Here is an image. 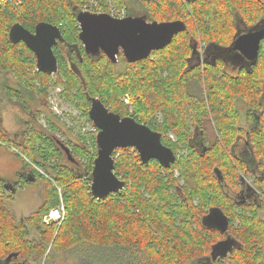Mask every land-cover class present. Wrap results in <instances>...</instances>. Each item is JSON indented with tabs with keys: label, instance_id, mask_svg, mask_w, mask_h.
<instances>
[{
	"label": "trees",
	"instance_id": "obj_1",
	"mask_svg": "<svg viewBox=\"0 0 264 264\" xmlns=\"http://www.w3.org/2000/svg\"><path fill=\"white\" fill-rule=\"evenodd\" d=\"M95 1L93 11L109 13L112 4L147 21L182 20L186 29L149 57L130 63L119 52L112 62L102 51L88 54L79 40L77 14L89 0L0 5V110L15 105L30 117H17L25 124L20 141L1 126L0 140L29 153L54 179L65 208L59 227L43 222L45 213L58 205L55 187L45 186L41 204L18 220L5 204V189L20 187L24 180L13 185L0 178V264H264V37L256 60L237 74L226 72L221 58L198 62L193 56L201 41L230 45L238 22L263 24L264 0ZM42 21L57 25L63 37L53 46L55 73L37 70L33 51L9 39L14 23L34 31ZM57 86L78 111L70 116L78 127L76 140L55 135L60 130L57 115L45 113L47 128L35 124L44 113L37 106L47 105ZM90 97L161 133L175 162L168 168L155 159L143 164L133 148H116L114 171L125 186L106 198L94 197L90 181L98 129L81 131V118L91 122ZM239 100L248 119L258 121L247 133L260 171L252 182L257 200L249 202H236L226 189L238 190L241 176L247 175L245 162L233 155L245 133ZM206 127L214 132L212 141ZM59 142L76 161L67 159ZM26 166L31 176L37 175L32 165ZM213 210L227 216L226 232L205 222ZM31 229L36 236L30 237ZM221 241L233 243L226 255L213 259L211 251ZM10 253L16 255L7 261Z\"/></svg>",
	"mask_w": 264,
	"mask_h": 264
},
{
	"label": "water",
	"instance_id": "obj_2",
	"mask_svg": "<svg viewBox=\"0 0 264 264\" xmlns=\"http://www.w3.org/2000/svg\"><path fill=\"white\" fill-rule=\"evenodd\" d=\"M77 21L80 28L78 37L84 50L93 55L102 51L112 62H117L119 52H122L130 63L149 57L153 50L163 48L171 42L175 34L186 29L182 20L147 21L143 15L114 17L106 12L89 10H81L77 14ZM8 35L12 43L22 41L33 51L37 70L44 73L57 71L53 46L63 41L57 25L42 21L35 25L34 31H29L20 23H14ZM263 37L264 26L239 35L232 41L231 46L253 62L258 56ZM194 51L195 46L192 53ZM88 116L98 129L97 152L90 183V191L94 197L106 198L112 193L120 192L125 186V181L114 171L112 154L116 148L133 147L143 164L155 159L161 166L168 168L175 162L176 155L170 147L162 143L161 133L131 116L121 117L106 107L100 98L90 97ZM60 147L69 161H76L67 146L60 143ZM33 179L31 175L27 177L29 181ZM205 222L217 227L221 232L227 231L228 219L221 211H211ZM232 243L233 241L217 243L211 251L213 259L226 255ZM12 255L15 256L16 253H10L6 260H10Z\"/></svg>",
	"mask_w": 264,
	"mask_h": 264
},
{
	"label": "rangeland",
	"instance_id": "obj_3",
	"mask_svg": "<svg viewBox=\"0 0 264 264\" xmlns=\"http://www.w3.org/2000/svg\"><path fill=\"white\" fill-rule=\"evenodd\" d=\"M89 1H95V0H89ZM112 6H114V5L111 4L110 7H112ZM58 88H60V92L58 91ZM61 91H62L61 86H57L56 88L52 89L49 92L47 105L46 104H44V105L39 104L37 106L38 108H42V110H44V113H42L39 116L38 123H35V124L36 125L40 124L43 128H47L49 123L47 121L46 114L48 116H51V117H54L55 115H57V116L61 117L60 121H57L58 124L60 125V130H59V132L55 133V135L60 139L61 138L65 139V138H67L65 136H69L70 138L76 140V136H77L76 132L78 131V127H77V125H75L74 121L71 120L70 116H75L78 111L76 110V108L73 105L66 102L60 96ZM125 96H127V95H125ZM49 99H53L54 103H50ZM39 102L42 103V101H39ZM127 104L130 106L131 102L128 101ZM239 112L242 115L241 119H242L243 123L246 124L245 120H244L245 108L241 107V110H239ZM18 116H23L24 119H28V120L30 119L29 116L23 114L20 111V109L15 105H5L0 110V126L2 127V129L4 131H6L10 134L11 138H13L17 141H20L21 137H22L21 134H22L23 130L25 129V124L23 122L17 120ZM55 120H56V118H55ZM69 126H73L74 130L70 131L68 129ZM83 126H86L87 128L85 130H83ZM90 126H92V122L86 121L85 119L81 118V131L82 132H88L89 133L90 132L89 130L91 128ZM61 132H65L66 135H62ZM206 133H207L208 138L212 141L214 139V132L208 127V130ZM95 142H96V137H95ZM242 143H243V140L241 141L239 146L243 145ZM0 146L5 147L6 149L10 150L12 153L16 154V158H14V161H16V159H20V161H23L26 164L29 163V165H31V163H33L29 153L26 152L25 154H23V150L22 151L18 150L15 146H12L14 148L13 149L12 147H10V144L2 142L1 140H0ZM131 148H133V147H131ZM96 152H97V149H96ZM3 156L0 157V171H1L0 177L6 176L7 180L12 181V179L14 177L19 176V174H17V172L14 171L15 166H17V165H15V163H12L11 165H9L8 161H3V159H1ZM63 159L66 161L65 155H63ZM251 164L252 165L250 166V168L247 169L248 173H247V175L244 176V180L250 187L253 188V184H252L253 179H254V177L260 175V171L258 170V168H256L254 161H252ZM36 166L37 165H35L33 168L37 172V175H32V177L34 178L32 181L28 180L29 182H26L27 181V175L25 176V175L21 174L20 180H21V182H22V180H24V183H22L23 184L22 186L18 187L17 191L14 193V196H11L9 189H5V194L7 195V198L5 200V204H6V206H8L13 211L16 219L21 220L22 218L28 216L31 212H33L41 204L42 194L44 192V187L45 186H49V187L53 186V187H55V189L58 193V205L57 206L61 207L63 205L62 217L58 218V219H53V220L49 221V223H45L44 218L47 215V213L49 212V211H47V213H45V215L43 216L42 220L45 224L54 223V224H56L57 227H59L61 221L64 218V214H65L63 198H62V202H61V199L59 197V191L57 189V187H60V186L56 184L54 179L49 174H47L44 169L40 168V166H37L39 168V169H37ZM251 167H252V171H250ZM8 183H10V182H8ZM90 183H91V181H90ZM60 189H61L60 193H61V197H62V188L60 187ZM226 189H227L228 193L232 196V192L228 188H226ZM236 200L239 201V200H241V198L239 197ZM36 235L37 234H36L35 230L31 229L30 237H34ZM42 263H43V261H41L40 264H42Z\"/></svg>",
	"mask_w": 264,
	"mask_h": 264
},
{
	"label": "flooded vegetation",
	"instance_id": "obj_4",
	"mask_svg": "<svg viewBox=\"0 0 264 264\" xmlns=\"http://www.w3.org/2000/svg\"><path fill=\"white\" fill-rule=\"evenodd\" d=\"M125 16H131V15H126V11H125ZM137 16H142V15H137ZM263 26H264V23L247 26V25H244L242 22H238L236 25V31L234 33L233 40L241 34H244L256 28H261ZM232 41L230 45H227V46L217 45V44H206L205 42L201 41L198 44L197 52L193 55L194 59H196V61L198 62H203V61H209L212 59L215 60L216 58H221L225 61L226 72L231 73V74H237L241 69H247L255 60L252 62L248 60L245 56H243L238 50L233 49L231 46ZM237 103H238L237 105L239 107V110H241V107L245 108L244 120L246 124L243 123L241 119L242 115H240V124L245 129V133L244 135L239 137L238 142L234 145L233 155L237 160L244 161L247 166L246 167L247 169H249L250 166L252 165L251 164L252 161L255 162V166L256 168H258L257 160L254 156L253 149L251 145L247 142V133L252 131L253 128L257 126L258 121L248 119L249 116L247 115V112H246L247 107L244 104V102L239 100L237 101ZM206 130H208L207 127H206ZM242 140H243V143H242L243 145L239 146ZM247 169H246V172L248 173ZM250 171H252V167ZM253 188L250 187L245 182L244 176H241L240 187L238 190L232 192V197L236 202H238V200L236 199H238L239 197L241 198V201L243 202L256 201L257 193H256V190Z\"/></svg>",
	"mask_w": 264,
	"mask_h": 264
},
{
	"label": "built area",
	"instance_id": "obj_5",
	"mask_svg": "<svg viewBox=\"0 0 264 264\" xmlns=\"http://www.w3.org/2000/svg\"><path fill=\"white\" fill-rule=\"evenodd\" d=\"M22 0H0V5L2 4H5V3H20ZM97 7V2L96 1H89L88 4L84 5L83 6V10H90V11H93V9ZM112 16H115V17H124L125 16V10L124 9H118L114 6L110 7V12H109ZM58 91L60 92V88H58ZM50 103H54V100L53 99H49ZM124 101L126 103H128L129 99L127 96L124 97ZM56 104V103H55ZM90 124V123H89ZM91 125V124H90ZM90 132L94 133L96 131V126L92 123V126H90ZM87 127L86 126H83V130H85ZM12 147V146H10ZM13 148V147H12ZM14 149V148H13ZM32 167L35 166V164L31 163ZM37 169H39L37 166H36ZM58 191H59V197L61 199V202H62V197H61V189L60 187H57ZM62 207L63 205L60 207V206H57L55 208H52L49 210V212L47 213V215L45 216L44 218V221L45 223H49V221L53 220V219H58V218H61L62 217ZM43 264V263H42Z\"/></svg>",
	"mask_w": 264,
	"mask_h": 264
},
{
	"label": "crops",
	"instance_id": "obj_6",
	"mask_svg": "<svg viewBox=\"0 0 264 264\" xmlns=\"http://www.w3.org/2000/svg\"><path fill=\"white\" fill-rule=\"evenodd\" d=\"M1 156H3L1 159H3V161H8L9 165H11L12 163H15V165H17V166H15L14 171L17 172V174H19V176L14 177L13 178L14 180L12 179V181L7 180L6 176H2L0 178H3L5 180H7L8 182H10L11 184L15 185L16 183L21 181L20 180L21 174H23L25 176L27 175V177L30 175L29 168L26 166V163H24L23 161H20V159H16V161H14V158H16V154L12 153L10 150H8L2 146H0V157ZM6 189H9L11 196H14V193L17 191L18 186L15 188H13V186H10V187H7Z\"/></svg>",
	"mask_w": 264,
	"mask_h": 264
}]
</instances>
